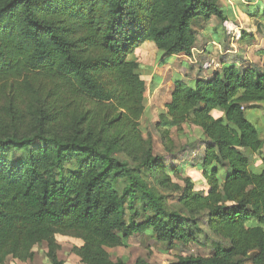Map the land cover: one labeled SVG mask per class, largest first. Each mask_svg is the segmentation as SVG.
Here are the masks:
<instances>
[{
    "label": "trees",
    "instance_id": "1",
    "mask_svg": "<svg viewBox=\"0 0 264 264\" xmlns=\"http://www.w3.org/2000/svg\"><path fill=\"white\" fill-rule=\"evenodd\" d=\"M242 5L264 17V0ZM232 15L220 0H0V264L30 261L44 242L50 264H66L59 235L82 241L83 264H129L107 248L136 235L213 246L164 264H264V165L242 151L264 164L245 113L264 104V48L261 63L174 80L156 125L168 156L142 129L147 82L131 58L148 41L159 65L191 56L196 26L215 17L230 37ZM185 125L200 129L186 147L202 149V183L176 166L185 147L172 131Z\"/></svg>",
    "mask_w": 264,
    "mask_h": 264
},
{
    "label": "rangeland",
    "instance_id": "2",
    "mask_svg": "<svg viewBox=\"0 0 264 264\" xmlns=\"http://www.w3.org/2000/svg\"><path fill=\"white\" fill-rule=\"evenodd\" d=\"M220 3L226 9L230 8V12H232L233 14L231 17L236 20V22L233 23L234 26L232 27H238L240 28L241 33H246L245 37L248 38V47H251V50H247L245 51V53L250 54L251 61L253 63H260L256 58L255 53L257 52L256 50H258L259 46H261L260 44H263L264 42V17L252 18L245 14L242 4H246V0H220ZM213 18L214 19H212V21L210 20L196 26L199 35L197 44L198 50L202 49L203 45H207L208 42L214 40L217 41L218 44H221L223 49L225 48L227 49V51L228 49L232 50L233 48H231L230 45L231 36H227L225 31L223 30V27H219L220 25H222L221 21L215 17ZM216 26L217 28L215 29V32L205 35L208 27L214 28ZM233 32L234 31L232 30V33ZM255 45L257 46L255 47ZM214 47H216V45ZM147 51L149 52L154 50L147 49ZM219 52V50L214 51L211 55L212 57L208 58L199 55V51L197 52V50H194L193 54L191 56H188L189 59H185L184 57H175V60L173 59V62L177 63L178 69L181 70L182 66L184 65V59L188 63L187 66L189 72H187V74L191 75V73H197L198 75L201 74L203 76L204 74L209 73L208 71L212 72L211 69L215 70L213 69L211 64L213 65L214 62L219 64L222 58V55ZM234 58L235 57L229 60H235ZM238 58L240 59V57ZM219 66H221V64H219ZM141 71L142 74H144L143 77L146 79V82H149L148 78L146 77V73H149L148 69H142ZM182 72L186 74V71ZM151 77L154 79V76ZM146 96V111L143 118L141 119L142 129L146 137L148 135L152 137L155 153H158L162 156H168L167 152L164 149L160 132L156 128V125L160 119L159 115L164 110V108H162L164 107L163 98L160 97L158 93L155 95L149 94V88L147 89ZM245 113L246 117L255 125L261 137L264 139V109H262L261 107H248L245 110ZM199 135L200 132L197 128L188 125H185L183 130L181 131H178L176 129L172 131V137L178 147H185V150L181 153V156L176 161V166L184 167L182 173L184 176H191L197 183H202L203 177L197 168L202 149H192L189 146L186 147L188 143L194 141ZM242 151L249 155L253 164L252 166L254 171H259L262 169L264 164L263 157L260 153H255L247 148H242ZM174 180L178 179L175 178ZM163 192L172 195V193H170L169 191L163 190ZM176 196L177 194L171 196L169 201L181 210ZM205 230L207 232L209 231L206 227ZM210 236L213 239H216V237L214 238L213 235ZM203 241L205 240L201 238L200 242L190 243L186 246L178 245L173 248H168L167 246L158 243L150 235H136L133 236L125 246L107 248V251L114 261L123 259L129 264H133L138 258H143L151 264H164L167 262L176 261L181 256H210L213 246L212 244H210V242L205 243ZM58 242L60 244L58 256L61 260H64L66 264H83L80 257L74 252V247L82 245V241L80 239L72 236L59 235ZM47 251L48 246L47 243L44 242L40 246L35 247V256L32 260L21 262L10 257L6 264H50V260L47 257ZM242 264H252V262L249 259H246L243 260Z\"/></svg>",
    "mask_w": 264,
    "mask_h": 264
},
{
    "label": "crops",
    "instance_id": "3",
    "mask_svg": "<svg viewBox=\"0 0 264 264\" xmlns=\"http://www.w3.org/2000/svg\"><path fill=\"white\" fill-rule=\"evenodd\" d=\"M227 10L230 12V8H227ZM212 19H214V18H212ZM212 19H211V21H212ZM234 21L236 22V20H234ZM202 26H204V25H202ZM219 27L222 28V25H220ZM216 28H217V26L214 28L208 27V30H207L205 35H208L212 32H215ZM232 29L234 31L230 37L231 38L230 39V41H231L230 45H231V48H233L232 50L228 49V51H227V49H225V48L223 49L221 44H218V42L215 40L208 42L207 45H203L202 49H200V50H198L197 47L194 50H197V52L199 51V55H201L203 57H208V58L212 57L211 55L213 54L214 51L219 50L220 51L219 53L222 55L221 61L219 62V64H221V66H219V68H221L222 66H224L226 64H231V63L242 64L243 63L242 60H245L246 62H252L250 54L245 53V51L251 50V47H248V43H249L247 41L248 38L244 37L242 39V33L240 32V28L234 27ZM198 37H199V35H198ZM215 45H216V47H214ZM260 45L261 46H259L258 50H256L257 52L255 53V55H256V58L261 63L262 57L258 53V51L260 49L264 48V42H263V44H260ZM256 46L257 45H255V47ZM147 49L148 50L152 49L154 51L148 52ZM160 54H161L160 51L153 44V42L148 41V42L144 43L140 48L136 49L135 52L131 55V58L137 60L141 64L143 70L148 69V72L150 74L146 73V77L149 80V82L147 81V89L149 88V94L155 95L158 93V95H160V97L163 98V106H164V102L168 99V97L171 93V90L173 87V81L175 79L180 78V79H185L187 81L192 82L199 75L197 73H191V75L187 74V72H189V71H188V66H187L188 63L186 62V60L183 59L184 65L182 66L181 70L178 69L177 63L173 62V59L175 60V57H178V58L184 57L185 59H189L188 56H190V55H186V54L175 55L169 60V62L167 64L159 65L157 58L159 57ZM233 57H235L234 58L235 60L230 61L229 59H231ZM238 57H240V59ZM182 71H186V74ZM211 71L212 72L208 71L209 73L204 74L203 76H206V77L210 76L214 70L211 69ZM151 76H154V79ZM146 98H147V96H146ZM260 107L262 109H264V104L260 103L257 105V108H260ZM162 108H164V107H162ZM194 127L197 128L198 131L200 132V129L198 127H196V126H194ZM252 168H253V166H252Z\"/></svg>",
    "mask_w": 264,
    "mask_h": 264
},
{
    "label": "built area",
    "instance_id": "4",
    "mask_svg": "<svg viewBox=\"0 0 264 264\" xmlns=\"http://www.w3.org/2000/svg\"><path fill=\"white\" fill-rule=\"evenodd\" d=\"M211 66L213 67V69H218L219 68V64L216 63V62H214L213 65L211 64Z\"/></svg>",
    "mask_w": 264,
    "mask_h": 264
}]
</instances>
